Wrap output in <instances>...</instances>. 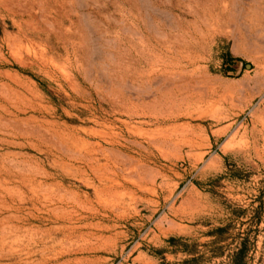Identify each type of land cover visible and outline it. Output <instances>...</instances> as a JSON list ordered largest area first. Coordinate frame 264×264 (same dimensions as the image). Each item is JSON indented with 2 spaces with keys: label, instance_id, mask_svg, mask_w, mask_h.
<instances>
[{
  "label": "rangeland",
  "instance_id": "1",
  "mask_svg": "<svg viewBox=\"0 0 264 264\" xmlns=\"http://www.w3.org/2000/svg\"><path fill=\"white\" fill-rule=\"evenodd\" d=\"M0 264H264V0H0Z\"/></svg>",
  "mask_w": 264,
  "mask_h": 264
},
{
  "label": "water",
  "instance_id": "2",
  "mask_svg": "<svg viewBox=\"0 0 264 264\" xmlns=\"http://www.w3.org/2000/svg\"><path fill=\"white\" fill-rule=\"evenodd\" d=\"M249 68V67H248Z\"/></svg>",
  "mask_w": 264,
  "mask_h": 264
}]
</instances>
